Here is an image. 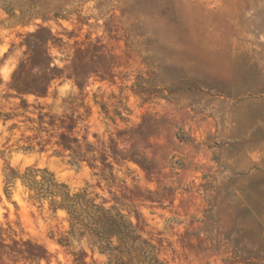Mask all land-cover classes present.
Instances as JSON below:
<instances>
[{
  "label": "rangeland",
  "instance_id": "374dc122",
  "mask_svg": "<svg viewBox=\"0 0 264 264\" xmlns=\"http://www.w3.org/2000/svg\"><path fill=\"white\" fill-rule=\"evenodd\" d=\"M0 264H264V0H0Z\"/></svg>",
  "mask_w": 264,
  "mask_h": 264
},
{
  "label": "bare ground",
  "instance_id": "6f19581e",
  "mask_svg": "<svg viewBox=\"0 0 264 264\" xmlns=\"http://www.w3.org/2000/svg\"><path fill=\"white\" fill-rule=\"evenodd\" d=\"M5 49H6V47H3L2 48V50H5ZM7 74H8V72L7 71H4V76H8Z\"/></svg>",
  "mask_w": 264,
  "mask_h": 264
}]
</instances>
